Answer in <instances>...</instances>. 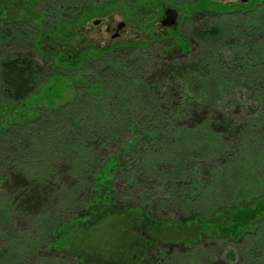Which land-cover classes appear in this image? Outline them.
<instances>
[{
  "label": "rangeland",
  "instance_id": "1",
  "mask_svg": "<svg viewBox=\"0 0 264 264\" xmlns=\"http://www.w3.org/2000/svg\"><path fill=\"white\" fill-rule=\"evenodd\" d=\"M89 1L71 3L73 7L69 8L74 9L71 12L78 13L77 21L72 16L52 19L54 4L65 5L62 0H9L5 4L10 5L8 18L24 25L29 30L34 45L46 56H53L65 67H81L83 59H98L102 55L105 56L106 51L121 54L126 67L131 63L129 59L131 56L135 59V64L141 60L145 62L140 73L147 94L142 97L146 100L149 95L155 98L151 116L139 117L136 111L134 112L133 109L141 103L145 104L146 100L138 98L140 95L136 96L137 101L131 100L130 103L112 100L102 102L104 107L110 106V110L119 105L128 107L131 113L127 116L133 117L132 120L136 121L137 127L134 136L138 141L127 148V151L124 150V145L132 136L130 129H127L130 124L127 118L121 121L123 124V121H126L127 124L120 127L116 133L120 139L116 142H102L99 148L100 163L105 162L110 156L116 157L119 163L118 171L114 172L113 195L118 197L121 205L128 198L133 203L141 202L143 206L160 211L159 215L165 220L172 221L174 218L179 220L183 214L189 212H182L181 209L175 211L174 203L169 202H166L161 210L158 209V202L164 200L162 197L166 196L163 188L167 186V181L174 180V186L178 191L184 192L188 188L193 192L192 180L198 171L202 185L198 183L200 193L197 202L204 201L210 208L213 206L223 208L227 205L230 214L226 216L222 213L221 218L217 217V222L222 225H215L211 233L205 234L211 235L203 237V240L200 237L199 242L203 244L198 243L193 247L197 250L206 246L202 250L203 253L210 250L222 257L228 251L235 254L230 263L218 260L223 258L215 257L210 263L203 264H247L244 261V250L248 252L246 256L248 261L264 264V187H261L264 180V141L256 138L264 134V117H261V114L264 115V101L256 97L257 94H262L256 91V88L239 82L241 77L250 80L251 75L257 73L263 75L257 88L264 93V53L259 49L264 50V21L259 20L264 17V0H250L247 3H240L238 0H114L115 4L110 10L102 11L97 16L85 17L92 6ZM99 1L95 0L94 3ZM167 7L176 8L178 11L175 30L171 29L173 27L160 28L157 24L164 8ZM250 10L252 12H248ZM238 14L244 15L239 21L240 26L247 24L252 28L249 39L248 36L242 37L239 27L229 28L228 31L232 29L234 36L230 34L225 37V34H220L221 42L214 41V38L208 41L201 39V31L206 30L210 24L216 26L219 21L225 19L227 22L230 19L233 21L230 22L232 25L238 21L239 17H236ZM97 18L104 20L97 25L90 23ZM120 21L126 22L125 30L120 37L112 38L115 24ZM60 25L56 33H53L52 30ZM30 41L25 37L18 46H21L23 51L28 48ZM244 43L245 48L241 46ZM12 44L4 46L0 40V54L6 55L11 53L13 48H17L14 46L16 44ZM132 50L135 55H130ZM77 53L79 61L75 64L69 62ZM216 55L219 58L220 72L223 74L217 77L215 72H209L217 78L216 85L210 90L203 85L209 73L202 72L204 67L212 66ZM194 59L199 61L197 68H193ZM244 61H247L245 65H248L246 66L248 70L243 69ZM258 63L259 69L256 66ZM180 68L184 69L186 77H189L188 74L192 75L194 70L200 69L197 85L201 94H194L189 89L188 79L180 78L178 72ZM73 72L75 71L71 73ZM233 74L236 77L232 80ZM109 75L111 76L110 70L107 69L106 76ZM97 78L99 79L98 75ZM77 79L74 78L72 84L67 80L64 88L56 86L55 89L48 91V88L43 87L33 100L26 102V105L40 107L50 102L56 105L64 103L71 98L68 97L75 90ZM231 81L234 84L231 85ZM185 94L191 95L187 102L184 101ZM202 97L208 101H216L209 104L208 101L203 102ZM177 109H181L180 113H177ZM197 110H201L197 112L201 114L205 113L204 110L207 111L208 117L193 113ZM174 116L178 118L173 119ZM10 119L11 113L0 106V125L4 128ZM110 123H113L112 117ZM147 123L148 134H155V138H150L146 134ZM201 125L209 128L211 135H218L216 138L225 146L224 150L212 151L213 155L210 156L211 147L202 146L209 135L207 137L197 135L198 140L194 136L196 132L193 130L199 129ZM254 138L257 140L255 139L253 144L251 139ZM24 142L26 141L23 140L22 143ZM26 143L25 150L29 145ZM211 146L216 148L218 144L213 142ZM182 156L186 157V160H183L186 161L185 166L178 165ZM195 165L201 167L200 170L194 169ZM228 165L229 168H226ZM203 166L210 171L209 174L202 169ZM216 171L219 172V176L213 180ZM63 175L60 181L51 183L50 195L43 203L31 207L24 200L20 202L22 210L28 214L27 219L25 221L16 219L15 228L8 231L5 237H0V251L11 249L10 254L6 256L11 264H49L46 261L49 257H53L55 264H62L54 253L47 250L48 242H42L38 253L27 259L26 256L19 254L20 246L17 241H34L43 235V228L34 225L40 223L42 217L48 214V210L52 209L54 214L65 215L70 192L66 189L71 180ZM102 176L105 179L112 178L111 169L105 168ZM71 183L74 184L73 181ZM92 189L90 192L96 196V190ZM100 192L102 194V191ZM88 194L89 191L83 195L79 194L81 200L87 199ZM184 196L185 194H182L180 197ZM151 198H156L157 202L151 204L149 200ZM101 200L102 198H98L96 202ZM103 210L104 208H101L100 211ZM86 223L68 227L58 241L60 246L72 249L76 253L93 251L92 254L106 246L107 241L104 238L97 239L99 236L97 230H94L97 233L93 234L84 230L85 226H88ZM105 223L110 225L108 221ZM41 224L45 226L42 221ZM208 225V222H204L202 226L207 228ZM168 228H165L166 232L171 235L172 229ZM111 232V229L110 232L107 231L108 234ZM20 233H24L26 237L22 239ZM174 238L177 239V235ZM160 245L163 246L162 244L157 246ZM155 250V248L151 250L152 255L155 254ZM202 251L197 250L192 254L200 256ZM15 255H18L17 259H14ZM185 255L183 252L182 256ZM228 257L231 258V254ZM108 258V255H105L104 261L99 264H105ZM69 261H67L69 264H79L74 258L69 257ZM5 262L7 260L0 258V264ZM172 262L171 260L168 264Z\"/></svg>",
  "mask_w": 264,
  "mask_h": 264
},
{
  "label": "trees",
  "instance_id": "2",
  "mask_svg": "<svg viewBox=\"0 0 264 264\" xmlns=\"http://www.w3.org/2000/svg\"><path fill=\"white\" fill-rule=\"evenodd\" d=\"M62 1L65 5L54 4L55 9L52 19L72 16L76 20L78 13L76 11L71 12L74 9L69 7H73L71 3H74V1L81 2L84 0ZM94 1H89L92 6L86 12L85 17L97 16L102 11L110 10V7L115 4L114 0H100L99 3H94ZM8 2L9 0H0V40L3 41L4 46L14 43L16 45H12L17 48H13L12 52L6 55L2 56L0 54V106H3L4 110L11 113L9 124L4 126V128L0 125V237L7 235V232L14 227L16 219L24 221L27 219L26 215L28 214L25 210H22L20 204L22 200L31 207L43 203L47 196L50 195L51 183L60 181L64 177L63 174H65L71 180L68 186L66 185V190L70 192L65 215L54 214L52 209L48 210V214L42 217L40 223L38 222L34 225V227H39L37 225H40L43 228V235L34 241H17L20 246L19 254L21 256H26L29 259L31 255L38 253L42 242H48L47 250L54 253L62 264H69L67 262L69 257L74 258L79 264H99V262L104 261L105 255L109 257L105 264H168L171 260L173 264H203L210 263L215 257L223 258H217L220 261H231L230 259L235 257V254L231 251L226 252L222 257L210 250L203 253L202 250L206 246L202 249H197L202 251L200 256L192 254L197 251L196 247L193 246L198 243L203 244V242H199L200 237L203 240V237L211 235L205 234L211 233L215 225H222L217 222V217L221 218L223 216L222 213H225L226 216L230 214V211L227 210L229 209L227 205L223 206V208L214 206L210 208L204 201L197 202L198 194L200 193L198 191V183L201 180L198 177L200 175L198 171L195 172V178L192 180L194 184L193 192L188 188L184 192L178 191L174 186V180L167 181V186L164 185L163 191H166V196L162 197L164 200H160L157 207L161 210L165 203L169 202L174 203L175 208L173 209L175 211L181 209L182 212H189L183 214L179 220L176 218L172 221L165 220L159 215L158 212L160 211L157 212V210L143 206L141 202L133 203L128 198L121 205L118 197L113 195L115 190L113 184L114 172L118 171L119 163L114 156H110L105 162L100 163L99 148L102 142H116L120 139L116 133L120 127L127 124L126 121H123L124 124L121 122L123 118H127V122L130 123L127 129H130L132 134L131 139L124 145V150L127 151V148L135 145L138 141L136 136H134V130L137 127L136 121L132 120L133 117L127 116L131 113L128 107L125 108L119 105L114 106L110 110V106L104 107L102 102L112 100L130 103L131 100L137 101L136 96L138 97L139 95L138 98L145 101L146 98L142 97V95H146L147 92L140 73L142 68H144L145 62L141 60V62L135 64V59L131 56L129 57L131 63L126 67L123 64L121 54L106 51L104 52L106 55H102L98 59H83L81 67H65L53 56H46L38 46L34 45L31 39L32 36L24 25L17 24L18 22L15 23V20L8 18L10 16L8 12L10 5L5 4ZM248 12H252V10ZM240 16L242 17L240 18ZM243 16V14H238L236 16L239 17L238 21L232 25L230 22L233 21L230 19L227 22L225 19L221 20L216 26H211L210 24L206 30L201 31V39L208 41L214 38V41L221 42L222 40L219 39L220 34H225V37L230 34L234 36L232 29L228 31L230 27L234 29L239 27L242 37L248 36L249 39L252 28L247 24L243 27L240 26L239 21L242 20ZM263 19L264 17H261L259 20L264 21ZM59 27L61 25L56 26L52 30L53 33H56ZM175 28L171 29L175 30ZM25 37L31 41L28 48L24 49L23 52L21 50L22 47L18 45ZM241 46L245 48L246 44L244 43ZM259 49L264 53L262 48ZM130 55H135L133 50ZM78 58L79 53L75 54L69 62L72 61L75 64L76 61H79ZM198 62L197 59L193 60V68H197ZM246 62H243V69L245 70L247 69L246 66H248L245 65ZM256 66L259 69V63ZM46 69H48V72H46ZM76 69L78 70L76 71ZM107 69L110 70L111 76H106ZM183 70L181 68L178 70L180 78L185 77L188 79L189 89L194 94H201L197 85V75L201 73L200 69L194 70L192 75L188 74L189 77H186ZM72 71L76 73H71ZM209 72H215L217 77H221L223 74L220 72L217 55L213 59L210 68H203L202 73ZM210 73L207 75H211L209 78L205 75L206 79H204L203 85L205 88L212 90L211 88L217 83V78H214V75ZM235 77L233 74L232 80ZM74 78H78L76 80L77 86L68 97L71 98L64 101V103L56 105L54 102H50L48 105L40 107L26 105V102L33 100V97L43 87L48 88V91L55 89L56 86L57 88H64L66 81L70 80L72 84ZM262 79L263 75L257 73L251 75L250 80L246 77H241L239 82L256 88V91L258 90V92L262 93L257 94L256 97L264 101L263 91L257 88ZM145 82L147 83L148 81L145 80ZM230 84H234L233 81ZM185 96L184 101L187 102V100L191 99L190 94H185ZM148 98L145 104L141 103L139 105L138 103L139 106L133 109L139 117L143 115L151 116L153 111L152 104L155 98L150 95ZM202 101L206 102L208 100L202 97ZM208 102L209 104L213 103L212 101ZM202 106L207 108L204 105ZM180 110L177 109V113H180ZM200 111L197 110L193 113L203 114L208 117L207 111L204 110L205 113L202 114L197 113ZM111 117L113 123H110ZM261 117H264V115L261 114ZM172 118L176 119L178 116ZM145 127L147 132L149 124L147 123ZM193 132H196V135H194L196 140L199 138L197 135H203L204 137L209 135L206 142L202 143V146L211 147V157L213 155L212 151L225 149V146L216 138L218 135H211L209 128L206 129L205 126L201 125L199 129L193 130ZM146 134L150 138H155V134L151 135L148 132ZM261 135L256 138L264 141V137ZM211 136L213 137L211 138ZM256 138L251 139L253 144ZM23 140L27 143H22ZM213 142H217L218 146L216 148L211 146ZM25 143L29 144L26 150ZM183 160H186V157L182 156L179 159V166H185L186 161L183 162ZM194 167L197 170L201 168L196 165ZM105 168L111 169L112 178L105 179L102 176ZM226 168H229V165ZM202 169L206 173H210L205 166ZM218 176L219 172L216 171L213 180ZM72 181L74 184L71 183ZM261 187H264V180ZM92 188L96 190V196L90 192ZM88 191L87 199L81 200L80 195ZM100 191H102V194H100ZM182 194H185L184 198L180 197ZM98 198H102V200L96 202ZM192 199L194 200L192 201ZM149 200H151V204L157 202L156 198ZM100 207L104 208V210L100 211ZM21 213L25 214V216H22ZM41 221L45 226L41 224ZM106 221L110 225L106 224ZM204 222L209 224L207 232V228L202 226ZM84 223L88 225L85 226L84 230L90 231L91 234L98 231L99 236L97 239L102 240L104 238L107 241L106 246L100 248L94 254H92L93 251L76 253L72 249L61 247L58 241L65 233V230L70 226L84 225ZM165 228L172 229L171 235L166 232ZM1 229H4L5 232H2ZM110 229L112 232L108 234L107 231L110 232ZM176 235L177 239L174 238ZM19 236L22 239L26 237L24 233H20ZM159 244L163 246H157ZM154 248L156 252L152 255L151 250ZM10 252L11 249H2L0 251V258H3L4 261L7 260L4 264H11L10 259L6 258ZM183 252L186 253L184 257L182 256ZM3 254L4 256H2ZM229 254H231V258L228 257ZM247 254L248 252L244 250V261L247 264H255L253 260L248 261L246 259ZM17 258L18 255H15L14 259ZM52 258L49 257L46 260L47 263L55 264V260Z\"/></svg>",
  "mask_w": 264,
  "mask_h": 264
},
{
  "label": "water",
  "instance_id": "3",
  "mask_svg": "<svg viewBox=\"0 0 264 264\" xmlns=\"http://www.w3.org/2000/svg\"><path fill=\"white\" fill-rule=\"evenodd\" d=\"M249 0H246L244 3L248 2ZM176 19H177V13L172 11L171 9H166L164 11L163 17L158 20L157 24L159 25L160 28H171L174 27L176 24ZM103 20L101 18H97L93 21H91L90 23H92L93 25H97L100 24ZM124 26L123 22H119L116 25V29L119 30L121 27ZM115 35H112V38H114Z\"/></svg>",
  "mask_w": 264,
  "mask_h": 264
},
{
  "label": "flooded vegetation",
  "instance_id": "4",
  "mask_svg": "<svg viewBox=\"0 0 264 264\" xmlns=\"http://www.w3.org/2000/svg\"><path fill=\"white\" fill-rule=\"evenodd\" d=\"M240 3H244L246 0H238ZM250 1V0H249ZM248 1V2H249ZM247 3V2H246ZM166 9H171L172 11H174V12H176L177 13V17H178V11L176 10V8H173V7H167V8H164V10H163V14H164V11L166 10ZM163 17V15L161 16V18ZM161 18H159L158 20H160ZM104 20V19H103ZM158 20H157V22H158ZM176 21H177V19H176ZM103 22V21H102ZM120 22H123L124 23V26L123 27H121L119 30H117L116 29V25L119 23V22H117L116 24H115V28H114V30H113V34L112 35H115V37L114 38H116V37H120L122 34H123V32H124V30H125V27H126V22H124V21H120ZM174 27H176V24H175V26ZM129 36V34H127L126 35V37H128Z\"/></svg>",
  "mask_w": 264,
  "mask_h": 264
}]
</instances>
